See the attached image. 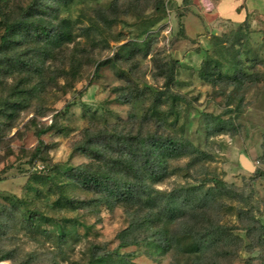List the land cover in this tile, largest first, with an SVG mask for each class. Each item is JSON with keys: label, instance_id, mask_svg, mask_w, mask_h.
<instances>
[{"label": "rangeland", "instance_id": "374dc122", "mask_svg": "<svg viewBox=\"0 0 264 264\" xmlns=\"http://www.w3.org/2000/svg\"><path fill=\"white\" fill-rule=\"evenodd\" d=\"M34 3L36 18L68 35L59 46L29 38L0 53V264H88L93 248L112 254L107 264H264V6L224 18L217 0H0V36L5 17ZM13 53L37 65L15 68ZM239 68L246 77L234 87L212 74ZM206 113L232 117L237 130L209 134ZM108 132L177 136L205 153L170 160L168 176L150 181L162 193L207 188L211 177L228 191L215 188L206 209L176 221L156 212L144 223L145 209L106 197L71 170L113 171L83 148H106L99 135ZM242 153L255 172L241 166ZM29 209L46 217L30 225ZM134 219L123 239L135 242L122 246L118 235ZM211 224L224 226L213 246L184 253ZM158 225L179 250L155 247Z\"/></svg>", "mask_w": 264, "mask_h": 264}, {"label": "trees", "instance_id": "16d2710c", "mask_svg": "<svg viewBox=\"0 0 264 264\" xmlns=\"http://www.w3.org/2000/svg\"><path fill=\"white\" fill-rule=\"evenodd\" d=\"M185 3H191V0H182V4ZM37 8V4L34 3L26 7L17 18L8 19L5 17L3 20L4 31L0 36V53H11L23 40L28 41L29 38L37 44L46 43L52 46L62 44L64 37L68 35V31L54 27L51 22L45 23L43 20L36 18L34 13ZM179 25L180 32H184L183 22H180ZM38 55L40 54H36V56ZM9 59V64L18 69L30 70L37 65L31 59L23 57L21 53L11 54ZM201 74L203 78H210L205 70H202ZM212 74L217 76L215 78L228 80L229 85L232 87L238 85L241 79L246 77L241 68L237 69V72L232 75H224L216 69ZM205 120L209 134L237 130V125L232 117L206 113ZM99 137L105 139V147L108 150L117 151L120 155L116 157L108 156L106 148L100 149L90 146H84L83 148L98 158L106 159L113 171H99L83 166L71 170L74 171L75 176L82 183L94 187L97 192L105 193L106 197L136 208L145 209L146 213L141 218L144 223L148 221L150 223L156 212L160 214V220L162 221H176L184 217L189 211L199 212V210L206 209L214 197L215 188L228 191L225 181L217 177L208 179V182L213 183V185L207 188L202 185L178 186L165 193L160 192L152 184V182L161 181L168 176L170 160L189 154H196L199 158L205 157L203 151L180 137L163 134L132 135L117 132L100 134ZM41 143L39 141V145ZM70 202L72 203L71 200ZM26 214V220L30 225H34L35 221L46 217L45 214L36 209H29ZM133 226H135V219L119 233L118 236H122V246L135 242L131 239H123V235L131 231ZM223 229L224 226L220 224L208 225L204 232L195 237L183 252L203 254L213 246L217 234L221 233ZM65 235V231L61 229L59 236L64 238ZM176 238L177 236L172 234L166 225H158L153 233L155 247L162 254L181 248L182 244L178 243ZM112 257V254H101L93 248L88 264H107V260ZM4 259L5 257H0V261ZM125 262V264H136L130 261Z\"/></svg>", "mask_w": 264, "mask_h": 264}, {"label": "crops", "instance_id": "0c3cea01", "mask_svg": "<svg viewBox=\"0 0 264 264\" xmlns=\"http://www.w3.org/2000/svg\"><path fill=\"white\" fill-rule=\"evenodd\" d=\"M199 0H193L197 2ZM245 2L246 8L244 11H237L239 6ZM253 6V7H250ZM255 6H264V0H217V13L224 18H237L239 16H247L248 12H252Z\"/></svg>", "mask_w": 264, "mask_h": 264}, {"label": "water", "instance_id": "95a60500", "mask_svg": "<svg viewBox=\"0 0 264 264\" xmlns=\"http://www.w3.org/2000/svg\"><path fill=\"white\" fill-rule=\"evenodd\" d=\"M239 161H240L241 166L245 170L251 173L256 171L257 166L252 162V160L246 154L242 153L239 157Z\"/></svg>", "mask_w": 264, "mask_h": 264}]
</instances>
